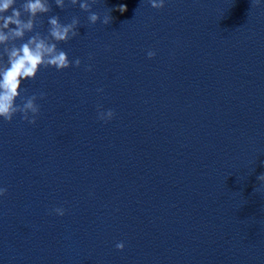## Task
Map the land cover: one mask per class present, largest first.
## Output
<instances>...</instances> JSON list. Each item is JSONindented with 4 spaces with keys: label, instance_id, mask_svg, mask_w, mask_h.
Returning a JSON list of instances; mask_svg holds the SVG:
<instances>
[{
    "label": "water",
    "instance_id": "obj_1",
    "mask_svg": "<svg viewBox=\"0 0 264 264\" xmlns=\"http://www.w3.org/2000/svg\"><path fill=\"white\" fill-rule=\"evenodd\" d=\"M51 6L35 31L78 17L81 65L24 81L35 124L0 118V264H264V0Z\"/></svg>",
    "mask_w": 264,
    "mask_h": 264
},
{
    "label": "clouds",
    "instance_id": "obj_2",
    "mask_svg": "<svg viewBox=\"0 0 264 264\" xmlns=\"http://www.w3.org/2000/svg\"><path fill=\"white\" fill-rule=\"evenodd\" d=\"M97 0H69L71 6L79 5L80 9L88 12L90 24L100 22L108 25L112 21L110 12L103 19L96 12L91 11L92 5ZM259 3V0H254ZM54 3L61 10L65 9V0H54ZM151 7L161 9L164 7V0H149ZM120 12L127 10L126 5H120ZM52 11L49 0H22L17 6V0H0V118L6 122H11L17 114L29 124H35L40 114V106L37 104V95L22 96L21 93L27 92L22 88L24 81L34 80L41 68L54 67L57 71L69 68L73 64L76 67L81 65V60L76 58L70 61L68 54L58 47L61 42L67 43L77 37L80 27L78 17H73L70 23H61L58 15L49 17L47 34L43 35L35 31L37 17ZM25 16L27 18H25ZM34 33L32 35H28ZM17 46V40H25ZM155 51L147 52L148 58H153ZM91 71V65L88 66ZM103 91V89H98ZM44 93L39 94V98L44 97ZM21 103H17V100ZM98 119L105 123L112 120L116 113L112 109L102 110V106H97ZM258 180L264 179V174L257 177ZM255 191V189H254ZM7 194V188L0 187V196ZM65 209L62 207L54 208L52 212L63 216ZM123 242H118L116 248L123 250Z\"/></svg>",
    "mask_w": 264,
    "mask_h": 264
}]
</instances>
